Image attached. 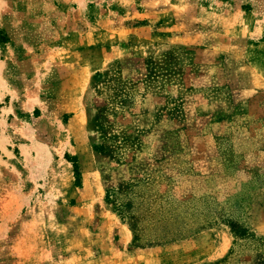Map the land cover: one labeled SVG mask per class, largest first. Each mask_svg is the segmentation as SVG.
<instances>
[{
    "label": "rangeland",
    "instance_id": "374dc122",
    "mask_svg": "<svg viewBox=\"0 0 264 264\" xmlns=\"http://www.w3.org/2000/svg\"><path fill=\"white\" fill-rule=\"evenodd\" d=\"M0 264H264V0H0Z\"/></svg>",
    "mask_w": 264,
    "mask_h": 264
}]
</instances>
